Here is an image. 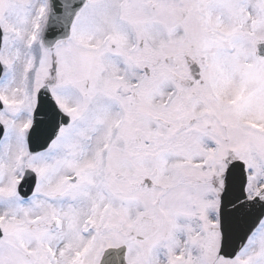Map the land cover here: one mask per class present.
Here are the masks:
<instances>
[{
    "label": "snow or ice",
    "instance_id": "obj_1",
    "mask_svg": "<svg viewBox=\"0 0 264 264\" xmlns=\"http://www.w3.org/2000/svg\"><path fill=\"white\" fill-rule=\"evenodd\" d=\"M0 264H264V0H0Z\"/></svg>",
    "mask_w": 264,
    "mask_h": 264
}]
</instances>
